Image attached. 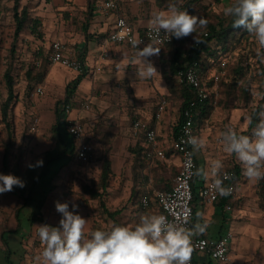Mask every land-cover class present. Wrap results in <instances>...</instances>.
Listing matches in <instances>:
<instances>
[{
    "label": "rangeland",
    "instance_id": "rangeland-1",
    "mask_svg": "<svg viewBox=\"0 0 264 264\" xmlns=\"http://www.w3.org/2000/svg\"><path fill=\"white\" fill-rule=\"evenodd\" d=\"M116 1L120 3L127 19L144 18L141 16L142 12L133 14V6H138L144 11V7L150 9L152 6L167 5L171 2V0ZM229 3L231 0H196L191 4V14L207 19L208 23H216L218 19L225 18L223 10ZM24 7L29 11L30 18L41 20L39 31L43 42L47 40L44 24L48 23V20L53 19L56 23V19H65L67 24L77 25V19L84 17L89 19L92 14L89 6L86 10L79 9L74 0H20L19 10ZM13 9V0H0V174L15 175L25 186L0 194V238L3 234L7 241L5 244L0 239V264H30L28 255L33 253L36 258L43 250L35 225L57 226L61 218V214L55 210V201L68 202L70 210L73 202L79 206V214L88 220L85 226L86 233L98 229L108 230L115 221H118L119 225L134 226L138 223L140 214H148L139 208L138 200L146 191L158 190L161 185L160 173L154 166L143 168V162L138 160L137 153V145L142 143L143 137L135 135L131 127L136 119L154 117L161 96L159 93L156 94L153 78L145 79L139 75L142 67L138 68L132 56L122 68L123 72L116 74L114 79L107 80L102 72L97 73L98 81L104 83L102 88L95 86L76 102L73 98L75 109L82 112L85 110L86 139L95 149L90 162L77 161L72 152L76 142L66 130L67 127L60 129L64 142L54 130L57 103L66 98L65 88L70 81V78H63L58 82L55 73L62 75L67 71L69 73L70 70L54 65L44 57L40 58L39 64L37 63L28 39L21 38L22 35L16 38L17 24ZM29 26L30 22L22 34H28ZM240 40L235 48L221 54L220 64L212 66L206 78L211 81L214 75L220 76L216 84V95L213 94L214 97L211 99L216 108L209 121L202 125L203 131L200 132L203 143L214 150L217 135H223L229 126L233 125L238 134L245 130L251 110L263 96L264 49H258L252 36H245ZM170 51L171 49L166 47L160 48V53L156 57L161 68L165 67L168 70L170 67ZM224 62L226 65L223 67ZM239 65L246 70L241 85L247 83L251 85L253 101L248 105L238 102V109H228L220 105V102L223 103L227 99L226 87L221 80L223 79L224 84L236 81L232 71ZM8 72L14 80L15 99L11 103L8 117L4 119L2 108L8 99L6 78ZM28 72L31 73L30 76ZM128 75L139 78L140 83L144 82L145 85L138 87L139 89L131 87L129 81L125 80ZM39 87L43 90L42 94L35 92ZM180 105L178 98L168 99L165 117L170 119L172 128L178 122ZM36 119L38 122L34 128ZM222 145L221 152H225L224 143ZM227 155L229 163L227 166H233L235 163L242 165L235 155L228 153ZM106 157H109L112 163V173L108 187L102 190L101 174ZM41 159L42 167L27 166L28 164L35 166ZM47 163L49 169L46 175L38 182L36 191L32 192V201L43 200L39 213L41 217L37 215L38 213L32 214L35 205L32 201V204L28 203L26 206L24 204L25 197L31 194L32 184L42 174ZM243 178L246 180L242 179L243 186H238L239 191L245 193L251 201L252 215L249 219L253 220L259 234V237L254 236L255 238L251 236L254 231L246 235L252 237L248 239L246 245L247 263L264 264V178L259 180H250L246 176ZM87 187L99 191L101 197L93 199L87 192ZM18 189L24 192L21 193ZM116 211H119V214L114 218L109 215ZM255 239L258 241L254 243Z\"/></svg>",
    "mask_w": 264,
    "mask_h": 264
},
{
    "label": "clouds",
    "instance_id": "clouds-1",
    "mask_svg": "<svg viewBox=\"0 0 264 264\" xmlns=\"http://www.w3.org/2000/svg\"><path fill=\"white\" fill-rule=\"evenodd\" d=\"M181 0H171L166 10L157 12L150 20L149 27L158 39L163 33L167 40L192 36L194 45L202 41L194 35L198 29H205L208 21L203 17L181 10ZM223 16L230 18L232 27L244 29L252 36L258 49H264V0H231L223 10ZM136 49V59L142 67L139 75L149 79L160 75L149 59L158 56L160 48L155 40L140 48L142 41L131 40ZM256 128L250 136L238 134L235 129H228L222 136L224 151L242 163L244 175L250 180L264 178V111ZM187 135V133H185ZM192 148L205 147L201 136H191L184 141ZM29 168L42 167L43 160H38ZM211 174L216 177L213 189L221 197L231 194L232 189L224 181L232 179L226 171H221L224 164L215 160L211 164ZM193 175L204 177L197 168ZM14 186L23 188L24 182L12 174H0V194L10 192ZM55 210L61 214L57 226L50 224L35 225L43 250L36 257L38 264H190L193 253L192 238L204 234L207 222H197L188 227L189 220L181 224L170 221L164 214H140L134 226L114 224L108 230L85 232L88 222L79 212L74 202L69 208L68 202L55 201ZM202 218V213H196Z\"/></svg>",
    "mask_w": 264,
    "mask_h": 264
},
{
    "label": "crops",
    "instance_id": "crops-1",
    "mask_svg": "<svg viewBox=\"0 0 264 264\" xmlns=\"http://www.w3.org/2000/svg\"><path fill=\"white\" fill-rule=\"evenodd\" d=\"M69 1H73V0H69ZM74 3L77 6H79L78 7L79 9L82 10H86V7L89 6L88 8L91 10L92 13L91 17L89 19H85V17L84 19L83 18L77 19V23H76L77 25L67 24L65 19H56V23L53 21V19L48 20V23L44 24L46 38L48 42L46 39H44L46 41L41 42L39 39H35L29 33L21 34L23 36L21 38L28 39L31 46L33 47L31 48L33 50L32 55L33 57L36 56V60L43 58V56L46 57V55H49L48 48L50 47L51 43L55 40H59L65 43V45L67 46L66 48L69 50L70 55L79 57L87 64L89 73L85 78H83L80 81L73 95V98H75V102H76L77 100H79L78 98H81L85 96V94H87L88 92L92 91L93 88H95V86L96 87L100 86L102 88V85L104 83L101 80L98 81L99 78L97 76V73L102 72V74L104 75L103 77H105V79L107 80L114 79L116 74L123 72L122 68L126 63L129 62L130 56H132V58H135V62H136L135 64L138 66V68L139 67L141 68V65L139 63V60L136 59V49H133L126 45H117L107 42L108 36L114 29V17L102 12L98 8L101 5L102 0H74ZM158 6H152V8L150 9L144 7V11L138 6H133L132 9L133 14H138V12H142L141 16H144V18L128 19L129 22L132 23L135 27H141V28L149 25V20L157 12L166 10L168 4L158 5ZM18 52L20 53L19 49ZM105 53L108 54L107 57L104 56ZM149 59L154 63L158 73L160 74L153 77L155 81V83H153V87H155L156 89V94L158 93L160 94L161 96L160 101H161L162 95L169 94V91L168 88L166 87V82L162 77V73H161L162 68L158 58L156 56H153L150 57ZM98 67L100 68V71L97 70ZM77 77L78 74L72 70H70L69 73L68 71L64 72L62 73V75L61 73H58L57 75L55 73V78L57 79L58 82L63 78H70V81L66 85V88L71 82L75 81ZM125 80H128L129 84L133 88H138L145 85L144 82H142L141 84L139 78H136L135 76L128 75L125 77ZM66 88H65V93L67 96ZM58 103H60V101ZM167 111L168 108H166V111L162 114L160 119H157L155 114L154 117H152L151 119H143V120L136 119V120H141L142 122L148 124L150 127L155 128L159 134V138L162 142L163 147L166 149L168 148L169 151V148L176 134L174 129L175 127L174 126H173L174 128L170 127L171 126L169 123L170 119H168V117H165ZM84 113L85 110H83L82 112L75 109L74 107L72 108L71 116L82 120L85 119L87 116ZM180 116H181V112L179 109V119ZM57 118L58 117L56 110V129L54 130H56L61 141L64 142L62 131L57 130L58 129ZM206 128L209 129V126H207ZM248 133L246 127L241 134L250 136V134ZM219 135H217L215 139L216 140L215 150L206 144H204L205 147L203 148H199V146L197 145V148L194 149L198 163L197 166H199V169L202 170L204 175V177H196L194 182L195 188L202 187L208 181L210 177V168H211L210 166L213 161L215 160L222 161L225 168L227 167V164H229L228 159H226L228 158L227 153L221 152V148H220V146H223L222 144L224 143V141L222 144L218 143L217 141L219 137L223 136L222 134L220 136ZM197 136H201V134L199 133L197 134ZM77 146H78L77 143H75L74 151L76 150ZM66 151H67V147L65 152ZM167 158L168 159L166 161L161 162L165 165V167L174 166L177 169L179 168L178 166H180V160L177 156L170 155ZM54 161L55 160H52V162ZM242 179L239 183V187L243 186ZM244 180H246V178ZM37 185L35 186L36 188ZM239 187L237 188L236 197L233 200L227 199V202H225L224 204L222 203L224 201L223 200L224 197L219 203H215V204L203 203L198 199L195 201V205H194L195 213L191 226L197 222H201V223L207 222L208 227L204 234L194 235L193 238L207 237L210 239H217L230 231L234 233V239L230 244L231 246L230 259L227 263H218L212 260L206 254L196 253L195 260L197 261V264H248L246 257L248 253L246 250L248 239H251L254 236L259 237V234L257 232L258 229L255 227V225H253V220L250 221L249 219L250 216L252 215V210L250 208L251 201L250 199H248L245 193H241V191H239L240 190ZM46 193L47 192H45V194ZM42 201L43 200L36 202V199H33L32 202L33 204H35L33 209L34 212L32 213L33 215L38 213L37 215L41 216L39 213L41 212L40 209H42V204H43ZM150 201L151 202L149 206L153 209L148 210L149 206H147L146 208H143L141 210L143 212H148V214H158L159 208L157 207L158 205L155 199L152 198L150 199ZM227 203H231L232 206L231 211L226 210L224 205ZM197 212L202 213V218L199 219L197 218L196 216ZM253 231L255 233H252ZM248 233L250 234L252 233L251 235L252 237H247L246 235ZM253 241L255 243L258 240L255 239ZM28 261L31 264L30 259Z\"/></svg>",
    "mask_w": 264,
    "mask_h": 264
},
{
    "label": "built area",
    "instance_id": "built-area-1",
    "mask_svg": "<svg viewBox=\"0 0 264 264\" xmlns=\"http://www.w3.org/2000/svg\"><path fill=\"white\" fill-rule=\"evenodd\" d=\"M9 1V0H5ZM188 0H181L184 3ZM120 3L114 0H102L101 5L98 7L102 12L114 17V29L108 36L107 42L117 45H126L132 47L131 40L142 41L140 48H143L145 44L153 42L155 45H167L174 41V37L170 40L160 34L159 38H156V34L150 29L149 25L144 27H135L132 23L128 22L123 14V9L120 7ZM65 43L59 40H55L51 43L48 59L50 63L54 65H60L68 68L78 75L85 71L89 73L87 64L80 59L69 54V50L66 48ZM135 49V48H133ZM105 57L108 54H104ZM40 63V59L37 60ZM226 63H223V67ZM198 63H195L192 67L183 68L177 73L179 82L192 87L196 92V98L191 101L182 112L183 121L177 126L176 135L172 141L169 150L172 151V156L175 155L180 160L179 172L174 179V184L169 191H159L155 194L154 199L159 208L158 214H164L170 221H175L177 224H181L185 217L188 218V227H191V223L195 213V201L198 199L203 203L215 204L219 203L223 197L213 189L212 182L216 178L211 174L208 181L200 188L194 186V182L197 176L193 175V172L199 168L195 150L191 145L186 144L184 141L191 136H197L196 121L198 112L205 108L206 103L211 102L213 94L216 95V84L220 80L219 75L213 76V83L205 85L203 78L198 68ZM91 69V68H90ZM100 71V68H97ZM37 94H42L41 87L35 89ZM168 102L165 99H161L158 104L156 118L160 119L162 114L166 111ZM88 108V106H86ZM66 115V130L77 143L75 159L80 162L88 163L92 160L95 149L93 145L86 140L87 129L79 118L71 116L72 108L69 105L63 107ZM37 119L34 123V128L37 125ZM133 133L135 135H142V144L145 148L147 160H158L160 162L166 161L168 158V148H164L159 138L157 130L150 127L148 124L141 120H134ZM234 129V126H229V129ZM187 133V135L185 134ZM218 143H223L222 137L217 139ZM223 171L228 172L232 179L225 180L224 184L232 189L231 194L224 197L229 200H233L237 193V179L231 171L223 168ZM150 199L145 197L142 199L143 208L150 205ZM226 210L231 211V203L224 205ZM234 239V233L232 231L226 233L220 238L210 239L207 237L192 238L193 253L191 256L190 264H195L194 254L202 253L208 255L212 260L218 263H227L230 259L231 242ZM31 264H38L33 253L28 255Z\"/></svg>",
    "mask_w": 264,
    "mask_h": 264
},
{
    "label": "trees",
    "instance_id": "trees-1",
    "mask_svg": "<svg viewBox=\"0 0 264 264\" xmlns=\"http://www.w3.org/2000/svg\"><path fill=\"white\" fill-rule=\"evenodd\" d=\"M14 2V18L16 21V31L15 35L16 38L23 33V31L28 27V23L30 22V31L28 32L30 35H32L35 39H39L41 42L42 34L39 31L40 26L42 25V22L40 19H32L30 18V13L26 9V7L20 9V0H13ZM196 2V0H188L182 4H180L181 10H187L191 13V4ZM126 17V16H125ZM127 19V18H126ZM128 20V19H127ZM129 22V20H128ZM202 43L199 45H194L192 36L176 39L174 37V41L171 44L167 45H159L157 47H166L171 49L170 54V67L168 70L163 67L162 68V77L166 82V87L168 88L169 94L162 95V99H165L168 101V99H172L173 97H176L180 100V112L181 116L178 121V124L174 126L175 128V134L177 132V126L181 124L183 121L182 112L183 109L196 98V92L195 90L187 86L186 84L179 82L177 73L179 70H182L183 68L192 67L195 63H198V68L200 69L203 83L205 85H210L213 83V78L211 81H208L206 78L209 74V71L212 66H218L220 64L221 54L227 53L230 49L235 48L238 43H240V39L245 36H250L244 29H235L232 27V22L230 18H224V19H218L216 23H208L207 27L205 29L198 30L197 33H195ZM156 46V45H155ZM44 57V56H43ZM45 60L48 59V55H46ZM43 58V59H44ZM204 58V60H203ZM36 59V56H35ZM49 60V59H48ZM165 68V69H164ZM233 75L235 76L236 81L232 83L224 84L223 79L221 80L222 84L226 87V95L227 99L225 102H220V105H222L225 108L230 109H238V102H241L245 105L250 104L253 101V94L251 91V85L247 83L246 85H241V79L245 76L246 70L245 67L239 65L236 66L233 69ZM88 74V71L78 75L77 79L73 82H71L67 86V96L63 101H60L57 105V125H58V131L62 129L63 127H66L65 122V113L63 107L65 105L71 106V108H74V102H73V95L76 91L77 86L79 85L80 81L85 78ZM28 75L30 76L31 73L28 72ZM42 77V76H41ZM7 78V86H8V99L3 105L2 108V116L4 119H6L9 115V110L11 107V103L15 99V91L14 90V80L11 76V73L8 72L6 74ZM42 80V78H41ZM262 94L263 96L260 98L258 103L256 104L255 108H253L250 112V118L247 125V133L251 135L252 131L256 128V124L258 123L260 117L258 116V113L261 111H264V81L262 82ZM62 105V109H60V106ZM218 106V104H217ZM216 106H214L211 102L206 103L205 108L202 109L200 112H198L197 121H196V128H197V134H199L201 131H203L204 123L206 124L214 109ZM81 122L85 125L84 119L81 120ZM87 140V139H86ZM87 142L91 143L89 140ZM138 146V160H141L143 162V168H146L147 166H154L155 170H158L160 173V183L158 190H150L146 191L145 193L141 194L139 197V208L143 209L142 205V199L147 197L149 199L154 198L155 194L159 191H169L172 189L174 184V179L177 176L179 172V168L177 169L174 166L165 167L163 163H161L158 160H147L146 159V153L145 148L142 143H140ZM76 151V150H75ZM75 151L73 152L74 158H75ZM167 155H172V151L169 150L167 152ZM140 158V159H139ZM109 157H106L104 160L103 170L101 174V189L106 190L108 187V181L112 173V165ZM47 169H49V163H47L44 167V171L42 174L37 177L36 181L30 188L31 194L28 197H25V204L26 206L28 203H31L32 196L35 191V186L38 182H40L43 179V176L46 175ZM226 169L231 171L233 175L237 179V185L238 188L239 183L241 179L245 176L244 175V169L243 165H240V163H235L233 166H227ZM18 186H14L13 190H17ZM88 188V187H87ZM196 189V188H195ZM21 193L24 192L21 189H18ZM87 192H89L93 199H98L101 197V193L99 191H94L91 188L87 189ZM223 204L227 202L226 198H223ZM149 208V209H148ZM148 210H152L150 206L148 207ZM21 210V209H19ZM18 210V211H19ZM264 210V208H263ZM119 214V211H116L115 213H109L110 216L113 218ZM115 224L119 225L118 221H115ZM1 240L7 244V241L5 239V236L1 234ZM194 262L197 264V261L195 260V254L193 255Z\"/></svg>",
    "mask_w": 264,
    "mask_h": 264
}]
</instances>
